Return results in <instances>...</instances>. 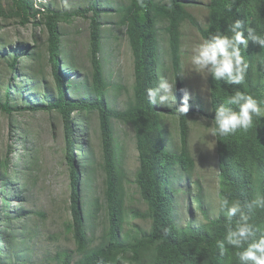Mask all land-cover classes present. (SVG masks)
<instances>
[{"label": "trees", "instance_id": "obj_1", "mask_svg": "<svg viewBox=\"0 0 264 264\" xmlns=\"http://www.w3.org/2000/svg\"><path fill=\"white\" fill-rule=\"evenodd\" d=\"M11 4L4 8L0 0V17L18 20L26 26L33 22L35 26H43L47 32V50L52 76L56 88V99L46 105L15 108L10 103V91L7 98L0 102V111L11 116L21 111L57 112L63 122L65 139V161L69 167L71 179L69 232L75 241V250L58 252L54 260L57 264H119L118 257H123L127 264H238L237 249H228L223 255L218 244L226 235V220L223 214L210 218L204 210L203 200L198 207L202 211L205 223L197 227L188 224L179 227L174 212L175 190L170 183L175 170L180 169L188 178L195 163L188 151L189 133L188 118L194 115L206 117L210 123L214 119L215 107L237 88L246 91L264 105V48L249 43L247 50L242 49L248 71L243 85H227L223 81H215L211 75L210 111L202 108H188V112L177 114L175 108L182 106L183 90L181 88L182 73V31L183 24L188 21L197 29L202 39L225 31L235 19H242L246 25L254 28L258 34L264 35V0H210L209 20L207 26L199 24L196 17L188 10L189 0H169L161 3L156 0H123L117 9H102L98 2H93L89 9L74 12H59L50 8H36L34 0H10ZM116 12L117 21L111 23L118 31L127 36L134 61V85L128 96L125 108L117 110L109 99L111 92L117 93L106 78L103 61L100 58L106 25L103 18ZM77 18L90 20L89 47L92 64L90 81L84 80V98L71 95L79 84L67 82L62 67L68 62L63 55L61 24L72 23ZM160 25H164L160 28ZM114 32L113 30H110ZM167 35V51L171 63L173 77H176L175 108L152 105L147 98V89L154 87L159 81L161 69V32ZM21 58H28V55ZM20 57L8 62L10 70L18 76L16 66ZM70 67V66H69ZM96 112L99 120L102 159L100 166L105 173L102 208L106 223L98 241L94 239L92 223L97 211L101 208L100 200L91 198L86 201L82 192L91 187L94 174V156L87 143L77 134L81 113ZM168 118L177 121L180 134V150L175 153L169 150L165 121ZM128 124L134 129L139 166L135 174L136 190L146 209L129 210L127 192L123 182L124 172L121 170L117 156V139L113 122ZM216 137L219 192L231 200H240L247 204L256 196H264V118L255 120L248 131L239 130L228 137ZM86 161V162H85ZM14 162L6 151L0 152V180L5 182L12 178ZM171 190V191H170ZM199 200V198H198ZM6 203V201H5ZM252 222L264 229V209H254L249 213ZM131 218L150 222V228L141 231L133 225L125 231ZM6 230L12 225L7 215L2 219ZM235 222V221H234ZM8 253L15 256L14 242L17 239L12 232L2 233ZM10 231V230H9ZM7 255L0 249V264H5Z\"/></svg>", "mask_w": 264, "mask_h": 264}, {"label": "rangeland", "instance_id": "obj_2", "mask_svg": "<svg viewBox=\"0 0 264 264\" xmlns=\"http://www.w3.org/2000/svg\"><path fill=\"white\" fill-rule=\"evenodd\" d=\"M7 8L10 0H1ZM166 3L169 0H156ZM188 4L189 11L197 17L201 26L208 23V5L210 0H193ZM93 2H98L102 9H117L123 0H34L37 7L50 8L59 12H74L89 9ZM116 12L103 18V44L100 58L103 61L105 75L117 93L111 92L109 102L117 110L125 108L127 98L134 85V61L129 41L124 32L118 31L111 23L117 21ZM90 20L77 18L72 23L61 24L62 49L66 60L63 72L70 84H79L71 95L84 98L86 89L81 85L90 81L92 64L89 47ZM164 25H160L163 28ZM113 30L114 32H111ZM182 73L181 88L183 97L189 95L188 108H202L210 111V85L207 73L200 74L191 70L189 53L202 42V37L188 21L182 28ZM161 69L160 77L173 79L171 63L167 51L168 38L161 32ZM28 55V58H21ZM20 57L16 66L18 76L10 70L8 62ZM10 88V103L15 108L46 105L56 99V88L52 76L47 50V32L43 26L33 22L23 26L18 20L0 17V102L7 98ZM176 93V89H175ZM176 102V97H175ZM168 107L167 105H160ZM77 134L87 143L94 156V174L91 187L83 190V198L100 200L102 204L105 173L100 166L102 147L100 142L99 120L96 112L81 113ZM202 116L188 118V151L195 167L189 174L190 179L176 169L170 186L175 190L174 217L179 227L191 224L197 227L205 223L199 201L203 200L204 210L210 218L218 215L219 168L216 137L211 134V123ZM117 156L121 170L125 174L124 188L127 192L129 210L143 212L146 205L136 190L135 174L139 166L135 133L132 126L114 121ZM178 120L170 118L165 121L164 133L170 151L179 152L180 134ZM6 151L14 162L12 178L5 182L0 180V224L2 233L12 232L17 238L14 242L15 256L8 253L0 238V249L7 255L5 264H57L54 260L58 252L75 250L72 232H69L71 179L69 167L65 161V139L61 116L57 112L21 111L9 116L0 111V152ZM86 162V161H85ZM171 191V190H170ZM199 198V200H198ZM6 201V203H5ZM103 206V205H102ZM97 211L92 223L94 239L99 240L106 219L104 210ZM12 220L6 230L2 219L6 216ZM137 226L141 231L150 228V222L131 218L125 231Z\"/></svg>", "mask_w": 264, "mask_h": 264}, {"label": "clouds", "instance_id": "obj_3", "mask_svg": "<svg viewBox=\"0 0 264 264\" xmlns=\"http://www.w3.org/2000/svg\"><path fill=\"white\" fill-rule=\"evenodd\" d=\"M189 1L188 4L197 3ZM138 2L142 3V0ZM250 42L264 48V35L247 26L244 20L235 19L225 31H217L191 49V70L200 74L207 73L215 81H223L230 86L243 85L249 65L242 49L247 50ZM175 89L176 77L169 79L167 76H159L158 83L147 89L148 101L152 105L175 108ZM188 103L189 95L185 94L182 106L175 108L177 114L185 115L189 110ZM214 112L211 134L228 137L239 130L248 131L254 126L255 120L264 118V105L253 95L237 88L215 107ZM202 119L207 120L206 117ZM254 209H264V196H256L247 204L231 200L227 195H221L218 201V214H223L226 220V235L218 247L221 255L228 249H237L238 264H264V229L252 222L249 213ZM117 259L119 264H127L123 257Z\"/></svg>", "mask_w": 264, "mask_h": 264}, {"label": "built area", "instance_id": "obj_4", "mask_svg": "<svg viewBox=\"0 0 264 264\" xmlns=\"http://www.w3.org/2000/svg\"><path fill=\"white\" fill-rule=\"evenodd\" d=\"M37 8H39V9H40V8H42V7H37Z\"/></svg>", "mask_w": 264, "mask_h": 264}]
</instances>
